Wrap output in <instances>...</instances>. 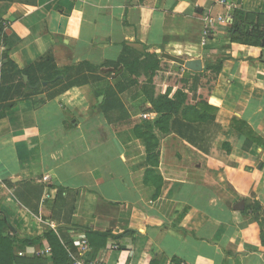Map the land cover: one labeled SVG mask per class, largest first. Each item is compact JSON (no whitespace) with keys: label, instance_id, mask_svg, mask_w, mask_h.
<instances>
[{"label":"crops","instance_id":"obj_1","mask_svg":"<svg viewBox=\"0 0 264 264\" xmlns=\"http://www.w3.org/2000/svg\"><path fill=\"white\" fill-rule=\"evenodd\" d=\"M237 8L264 25V0H0V53L25 71L23 87L8 65L0 82V214L5 234L39 238L14 246L13 264H54L34 254L52 250L48 232L67 252L86 238L84 258L104 264H264L250 208L264 212V41L232 40L228 22L203 41L206 18ZM143 46L220 64L208 121L155 128L115 66Z\"/></svg>","mask_w":264,"mask_h":264},{"label":"trees","instance_id":"obj_2","mask_svg":"<svg viewBox=\"0 0 264 264\" xmlns=\"http://www.w3.org/2000/svg\"><path fill=\"white\" fill-rule=\"evenodd\" d=\"M255 17V15L247 13L242 8L235 9L228 21L227 34L232 40L239 43L262 45L264 41V25L261 26L256 22ZM0 36H2V42L5 45L6 36L2 34L1 30ZM0 60L2 64L0 75L1 81H3V78L5 80L4 71L7 69L5 67L8 65L14 70L15 65L5 51L0 53ZM120 65H123L127 74L126 78L130 84L144 97L151 111L158 115L154 125L155 128L167 131L170 119L174 114L178 113L181 114V118L188 122H205L212 117L210 112L214 111V107L209 105L208 100L216 84L220 64L207 66L203 71L196 72L193 76H190L183 73L181 66H175L171 62L161 60L153 48L143 46L141 51L134 56H122L115 66L117 68ZM103 66L105 65L93 66L92 69L96 71ZM68 71L69 68H65L61 72L55 70L53 76L45 81L51 83L60 81L57 76ZM184 71L187 72V70ZM13 73L19 78V86H25L21 78L25 71L14 70ZM106 74L111 75L109 72ZM98 79L100 78L98 77ZM185 90L188 91L185 92ZM151 130V126H146L142 133H137L146 142V149L149 153L155 151L157 147V140ZM250 208H252L253 218L258 225L260 241L264 245V212L257 203L252 204ZM8 231V220L0 214V264L17 262V255L13 254L14 246L24 243L31 244L39 240V238H17L5 234ZM46 237L52 247L53 263L58 264L57 257H64L65 255L64 264H71L68 252L58 244L52 232H48Z\"/></svg>","mask_w":264,"mask_h":264},{"label":"built area","instance_id":"obj_3","mask_svg":"<svg viewBox=\"0 0 264 264\" xmlns=\"http://www.w3.org/2000/svg\"><path fill=\"white\" fill-rule=\"evenodd\" d=\"M219 3L225 4V0H219ZM228 21L229 20L226 18V16H216L215 18H206L204 32H203V41L208 37L210 30L212 29V27H214L215 24H225ZM2 45H3L2 36H0V47H2ZM1 67H2V64L0 60V74H1ZM0 82H1V75H0ZM150 117L151 116L148 113L140 114V118L142 120H149ZM43 179L46 180L47 177L45 176ZM90 250H91V247H90L88 240L82 237L81 240L79 241L77 252L68 250V256L71 261V264H104L100 261L94 262V261H90L84 258L85 254ZM23 254H24L23 252H17L18 256H22ZM34 254L38 256L39 255L48 256L51 254V249L50 247L46 246L43 249L36 250Z\"/></svg>","mask_w":264,"mask_h":264},{"label":"water","instance_id":"obj_4","mask_svg":"<svg viewBox=\"0 0 264 264\" xmlns=\"http://www.w3.org/2000/svg\"><path fill=\"white\" fill-rule=\"evenodd\" d=\"M166 58L173 63H176L178 65L183 66L187 70H190L193 72H200L202 70V65H201L199 60H183L181 58H177L174 56H166ZM25 79H26V77H25ZM101 98H102V96L99 99H101ZM243 204H244L243 200L239 201L237 203L236 209L237 210L242 209Z\"/></svg>","mask_w":264,"mask_h":264},{"label":"rangeland","instance_id":"obj_5","mask_svg":"<svg viewBox=\"0 0 264 264\" xmlns=\"http://www.w3.org/2000/svg\"><path fill=\"white\" fill-rule=\"evenodd\" d=\"M126 76H127V74H126ZM76 97L78 96L77 94H74ZM74 95H72V97L74 96ZM104 103V98H103V100H102V102L100 103L101 105ZM112 113H116V111H114V112H112ZM112 119L114 118V117H111Z\"/></svg>","mask_w":264,"mask_h":264},{"label":"clouds","instance_id":"obj_6","mask_svg":"<svg viewBox=\"0 0 264 264\" xmlns=\"http://www.w3.org/2000/svg\"><path fill=\"white\" fill-rule=\"evenodd\" d=\"M30 11L33 10V9H29Z\"/></svg>","mask_w":264,"mask_h":264}]
</instances>
